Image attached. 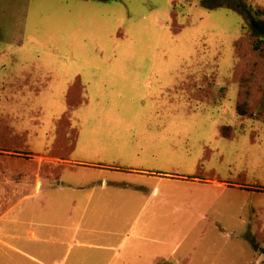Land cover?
<instances>
[{
  "label": "rangeland",
  "instance_id": "1",
  "mask_svg": "<svg viewBox=\"0 0 264 264\" xmlns=\"http://www.w3.org/2000/svg\"><path fill=\"white\" fill-rule=\"evenodd\" d=\"M240 1L0 0V179L47 183L53 238L80 214L82 242L138 259L264 264V40L246 12L264 0Z\"/></svg>",
  "mask_w": 264,
  "mask_h": 264
},
{
  "label": "crops",
  "instance_id": "2",
  "mask_svg": "<svg viewBox=\"0 0 264 264\" xmlns=\"http://www.w3.org/2000/svg\"><path fill=\"white\" fill-rule=\"evenodd\" d=\"M38 184V183H37ZM36 184V185H37ZM47 183L32 188L28 182L5 181L0 179V254L5 264H159L157 254L147 259H138L132 253L121 251L117 244H87L80 240V214L76 223L68 229L72 236L53 238L45 229L44 222L37 219V196L46 189ZM64 185V184H62ZM106 184L102 185L104 189ZM80 191V184L76 187ZM42 208L44 206L41 205ZM75 211L80 213L79 205L68 210L71 217ZM45 221V219H44ZM62 248L63 254L57 250ZM81 249L96 252L84 256Z\"/></svg>",
  "mask_w": 264,
  "mask_h": 264
},
{
  "label": "trees",
  "instance_id": "3",
  "mask_svg": "<svg viewBox=\"0 0 264 264\" xmlns=\"http://www.w3.org/2000/svg\"><path fill=\"white\" fill-rule=\"evenodd\" d=\"M204 3H206L207 5V8H209V3L210 2H213V1H216V0H202ZM237 1V6L240 8V9H245L244 5L239 3L240 0H235ZM241 2V1H240ZM248 16H247V23L248 25L250 26V28L256 32L259 36V38L263 39L264 40V22L261 21L260 19L257 18V16L259 15H263L264 16V13H260V12H255V13H250L248 11H246ZM254 49H258V45H254ZM237 112L239 114H241L243 111H242V106L241 105H238L237 106Z\"/></svg>",
  "mask_w": 264,
  "mask_h": 264
}]
</instances>
